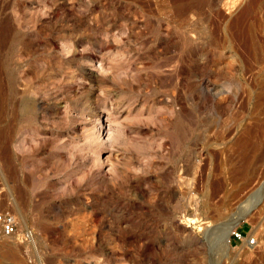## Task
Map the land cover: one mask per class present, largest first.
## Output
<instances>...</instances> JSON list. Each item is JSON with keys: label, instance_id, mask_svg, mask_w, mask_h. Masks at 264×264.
Wrapping results in <instances>:
<instances>
[{"label": "rangeland", "instance_id": "obj_1", "mask_svg": "<svg viewBox=\"0 0 264 264\" xmlns=\"http://www.w3.org/2000/svg\"><path fill=\"white\" fill-rule=\"evenodd\" d=\"M247 26L264 54V0H0V264H264Z\"/></svg>", "mask_w": 264, "mask_h": 264}, {"label": "bare ground", "instance_id": "obj_2", "mask_svg": "<svg viewBox=\"0 0 264 264\" xmlns=\"http://www.w3.org/2000/svg\"><path fill=\"white\" fill-rule=\"evenodd\" d=\"M240 27V26H239ZM244 28V27H243ZM245 28H246V26H245ZM244 28V29H245ZM253 28V27H252ZM252 28L250 27V26H247V29H246V33H247V36H248V39H247V37H246V42H247V44H246V48H245V52H246V54L248 55V59H254V60H259V59H262V58H264L263 56H264V54L263 53H261L262 52V50H259V48H258V46L256 45V39H254V37H253V34L251 33V30H252ZM243 29V30H244ZM242 30V29H241ZM229 31V30H228ZM227 31V32H228ZM231 31V30H230ZM245 31V30H244ZM239 32H241V31H237L236 33L238 34ZM242 33V32H241ZM244 33V35H245V32H243ZM229 35L231 34V32L230 33H228ZM227 34V35H228ZM235 35V34H234ZM241 35V34H240ZM239 34H238V36H240ZM233 35L231 34V36H225V38H226V41H224V42H226V44H224L225 46L224 47H226V49L230 52V53H233V54H235L236 53V51L238 50L237 49V47H236V45H238V44H240V42L237 44H234L233 42V40L235 39V38H233V37H235V36H237V35H235V36H233ZM241 37L243 38V36L241 35ZM239 38V37H238ZM233 39V40H232ZM237 40V39H236ZM242 42H244V41H242ZM259 44V43H258ZM240 45H242V44H240ZM241 47H243V46H241ZM240 48V47H239ZM243 49V48H242ZM239 51V50H238ZM237 51V52H238ZM242 51V50H241ZM261 51V52H260ZM244 52V53H245ZM239 53V52H238ZM241 53V52H240ZM243 53V55H245ZM238 55V54H237ZM239 56V55H238ZM241 56H242V53H241ZM247 58V57H246ZM247 59V60H248ZM241 60V59H240ZM240 62V61H239ZM210 90V89H209ZM10 153V152H9ZM11 155V154H10ZM10 161V160H9ZM4 169H3V167L1 168V176H2V171H3ZM263 191V190H262ZM258 195V194H257ZM255 202H257V201H255ZM258 202H259V200H258ZM250 211L251 210H243V211H241L240 213H238L237 215H234L233 217H231L225 224H224V226H223V230H222V233H223V238H224V240H223V245H225V247H228L227 246V241H228V237H229V235H230V233L232 232V230L236 227V225L238 224V222L240 221V220H247L249 217H250ZM19 220V219H18ZM19 225V224H18ZM18 228H19V226H18ZM16 230H18V229H16ZM15 233V232H14ZM13 234V233H12ZM244 238V240H243V242H245V244H248V243H253L252 242V240L250 241V236H248V237H243ZM248 239V240H247ZM248 247H251V246H248ZM1 250H2V248H1ZM4 256H12V257H14L16 254H15V250H8V251H6L4 254H3Z\"/></svg>", "mask_w": 264, "mask_h": 264}, {"label": "built area", "instance_id": "obj_3", "mask_svg": "<svg viewBox=\"0 0 264 264\" xmlns=\"http://www.w3.org/2000/svg\"><path fill=\"white\" fill-rule=\"evenodd\" d=\"M2 160L0 157V193L4 190L3 179L1 176ZM19 220L14 212L9 210H0V234H12L18 229ZM234 238L241 239L244 237L241 231L234 228L231 232ZM32 235V228L27 227L23 233L25 239ZM252 240V238H250Z\"/></svg>", "mask_w": 264, "mask_h": 264}]
</instances>
